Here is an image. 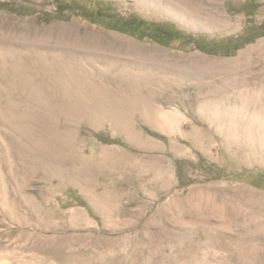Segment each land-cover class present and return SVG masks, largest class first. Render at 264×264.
<instances>
[{
	"label": "rangeland",
	"instance_id": "374dc122",
	"mask_svg": "<svg viewBox=\"0 0 264 264\" xmlns=\"http://www.w3.org/2000/svg\"><path fill=\"white\" fill-rule=\"evenodd\" d=\"M0 1L22 6L0 9V264H264L248 179L264 170V36L214 56L83 15L109 3L222 40L260 26L264 0L250 20L228 0ZM79 76L120 91L76 90ZM62 89L113 94L99 107L114 111L55 106ZM200 157L220 178L186 167L179 184L177 161Z\"/></svg>",
	"mask_w": 264,
	"mask_h": 264
},
{
	"label": "trees",
	"instance_id": "16d2710c",
	"mask_svg": "<svg viewBox=\"0 0 264 264\" xmlns=\"http://www.w3.org/2000/svg\"><path fill=\"white\" fill-rule=\"evenodd\" d=\"M261 1L262 0H238V2H236L234 0H228L225 3V8L229 14L241 15L250 20L260 8ZM99 3V5L97 3L98 7L94 10H82L84 17H93L95 20L107 24L109 30L127 34L140 41L156 43L167 48L177 44L175 47H194L196 51L208 55L230 56L241 47L264 36V22L260 26L255 27L249 21L240 36L215 40L206 35L195 36L181 32L172 24L146 21L135 14L121 17L114 12L113 8L109 7V3ZM21 7V5L16 3L0 1V9L21 13ZM56 10L59 14H62L69 9L66 8L65 4L57 3ZM186 167L201 170L202 174L207 177V180H217L221 175L219 174L221 172L213 170L214 166L208 165L202 157L199 158L198 163L194 166L186 161L178 160L176 163V174L178 182L181 185L187 180L185 173ZM248 179L253 180V185L255 187L264 189V170L257 171L254 174L251 173Z\"/></svg>",
	"mask_w": 264,
	"mask_h": 264
},
{
	"label": "bare ground",
	"instance_id": "6f19581e",
	"mask_svg": "<svg viewBox=\"0 0 264 264\" xmlns=\"http://www.w3.org/2000/svg\"><path fill=\"white\" fill-rule=\"evenodd\" d=\"M96 35V34H94ZM98 37V36H97ZM49 70V68H47ZM46 70V69H45ZM45 74H49V73H45ZM125 81V80H124ZM124 83V82H123ZM130 84V83H129ZM72 85L77 88L76 90L79 89V87H81L82 91H86L87 89H90V90H97V89H100V90H104V91H107V92H111V91H120V88L117 90L116 88H111V87H108L104 84H98L95 83V80H91L90 78H87L85 76H79L76 78V84L75 82L72 83ZM126 86V85H125ZM124 86V87H125ZM130 86V85H129ZM119 87V86H118ZM131 88V87H130ZM140 90V89H139ZM62 94L64 97H60L59 99H55L53 100L52 102L55 104V106H62L64 107L65 105L69 104V103H75V104H83V105H86L87 106V110L89 109H94V110H105V111H109V112H112L114 111V109H101L102 107H99V105L103 104V103H108L110 101L112 102H116L114 101V99L116 98H113V94H109V95H105V96H101L99 97V99H97V101L93 100L91 98V96H84V94L82 93H78V92H75V94L72 92L73 90H64L62 89ZM128 91V90H127ZM137 91V90H136ZM87 92V91H86ZM102 92V91H101ZM100 92V93H101ZM99 93V94H100ZM137 93V92H136ZM116 96V95H115ZM124 96V95H123ZM135 96V95H134ZM85 97V98H84ZM139 103V102H138ZM137 103V104H138ZM115 105V104H114ZM72 107H74V104L73 105H70ZM97 106V108H96ZM117 106V105H116ZM110 107V106H109ZM119 107V106H118Z\"/></svg>",
	"mask_w": 264,
	"mask_h": 264
}]
</instances>
